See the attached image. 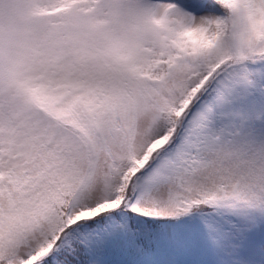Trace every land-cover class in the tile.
<instances>
[{
	"label": "snow or ice",
	"instance_id": "obj_1",
	"mask_svg": "<svg viewBox=\"0 0 264 264\" xmlns=\"http://www.w3.org/2000/svg\"><path fill=\"white\" fill-rule=\"evenodd\" d=\"M0 264H264V0H0Z\"/></svg>",
	"mask_w": 264,
	"mask_h": 264
},
{
	"label": "clouds",
	"instance_id": "obj_2",
	"mask_svg": "<svg viewBox=\"0 0 264 264\" xmlns=\"http://www.w3.org/2000/svg\"><path fill=\"white\" fill-rule=\"evenodd\" d=\"M194 41H196L201 46H209L214 42V37H205L199 33H197L195 36L191 37Z\"/></svg>",
	"mask_w": 264,
	"mask_h": 264
}]
</instances>
